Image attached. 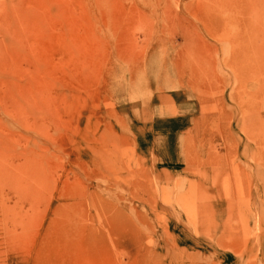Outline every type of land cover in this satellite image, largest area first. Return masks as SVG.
<instances>
[{
    "label": "rangeland",
    "instance_id": "1",
    "mask_svg": "<svg viewBox=\"0 0 264 264\" xmlns=\"http://www.w3.org/2000/svg\"><path fill=\"white\" fill-rule=\"evenodd\" d=\"M0 264H264V0H0Z\"/></svg>",
    "mask_w": 264,
    "mask_h": 264
},
{
    "label": "bare ground",
    "instance_id": "2",
    "mask_svg": "<svg viewBox=\"0 0 264 264\" xmlns=\"http://www.w3.org/2000/svg\"><path fill=\"white\" fill-rule=\"evenodd\" d=\"M198 66V65H197ZM180 68V67H179ZM181 79V78H180Z\"/></svg>",
    "mask_w": 264,
    "mask_h": 264
}]
</instances>
